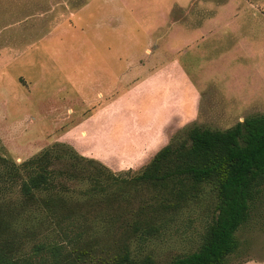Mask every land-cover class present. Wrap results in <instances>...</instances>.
I'll list each match as a JSON object with an SVG mask.
<instances>
[{
	"label": "rangeland",
	"instance_id": "1",
	"mask_svg": "<svg viewBox=\"0 0 264 264\" xmlns=\"http://www.w3.org/2000/svg\"><path fill=\"white\" fill-rule=\"evenodd\" d=\"M0 55V157L17 166L64 143L126 176L187 127L264 113V0H0ZM0 189L17 196V183ZM139 205L90 210L81 243L77 227L54 240L66 251L98 240L85 260L100 264ZM214 207L207 190L131 257L194 252ZM236 238L225 264H264V190Z\"/></svg>",
	"mask_w": 264,
	"mask_h": 264
},
{
	"label": "trees",
	"instance_id": "2",
	"mask_svg": "<svg viewBox=\"0 0 264 264\" xmlns=\"http://www.w3.org/2000/svg\"><path fill=\"white\" fill-rule=\"evenodd\" d=\"M126 174H116L64 143L19 166L0 157L1 184L17 183L18 189L15 198L0 189V264H86V256L101 248L98 240L66 251L54 239H67L64 230L77 227V245L90 210L135 201L140 205L127 211L131 222L121 228L119 241L102 245L107 259L100 264H156L150 256L134 260L131 243L159 237L174 216L207 190L215 207L199 246L169 264H225L238 248L236 232L264 190V113L226 130L187 127L139 171Z\"/></svg>",
	"mask_w": 264,
	"mask_h": 264
},
{
	"label": "crops",
	"instance_id": "3",
	"mask_svg": "<svg viewBox=\"0 0 264 264\" xmlns=\"http://www.w3.org/2000/svg\"><path fill=\"white\" fill-rule=\"evenodd\" d=\"M88 5H89V3H88L85 7H83L81 10H85V9L88 7ZM186 33H188V32H186ZM189 34H190V33H189ZM3 50H4V49H3ZM3 50H1V51L3 52ZM4 51H5V50H4ZM2 54H3V53H2ZM2 54H1V55H2ZM1 55H0V56H1ZM2 56H3V55H2ZM2 56H1V57H2ZM146 80H147V79H145L144 81H146ZM13 81H14V80H13ZM14 82H16V81H14ZM186 95H188V96H187V99H188V100L186 101V102H187V106H186V105H184V106H185V107H191L192 104L188 106V103H189L190 101H194V100H193V98H194V94H193L192 91H190V92L187 93ZM190 103H191V102H190ZM97 111H98V110H97Z\"/></svg>",
	"mask_w": 264,
	"mask_h": 264
}]
</instances>
